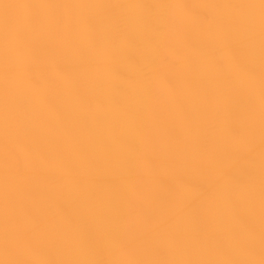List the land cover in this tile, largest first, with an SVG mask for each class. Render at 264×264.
Listing matches in <instances>:
<instances>
[{
    "label": "bare ground",
    "instance_id": "6f19581e",
    "mask_svg": "<svg viewBox=\"0 0 264 264\" xmlns=\"http://www.w3.org/2000/svg\"><path fill=\"white\" fill-rule=\"evenodd\" d=\"M0 264H264V0H0Z\"/></svg>",
    "mask_w": 264,
    "mask_h": 264
}]
</instances>
